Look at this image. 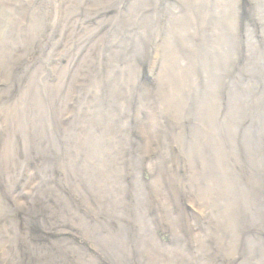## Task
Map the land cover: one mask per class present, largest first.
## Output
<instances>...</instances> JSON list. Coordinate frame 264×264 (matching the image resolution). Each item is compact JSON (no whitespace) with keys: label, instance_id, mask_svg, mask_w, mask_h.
Listing matches in <instances>:
<instances>
[{"label":"rangeland","instance_id":"374dc122","mask_svg":"<svg viewBox=\"0 0 264 264\" xmlns=\"http://www.w3.org/2000/svg\"><path fill=\"white\" fill-rule=\"evenodd\" d=\"M0 188L37 264H264V0H0Z\"/></svg>","mask_w":264,"mask_h":264},{"label":"bare ground","instance_id":"6f19581e","mask_svg":"<svg viewBox=\"0 0 264 264\" xmlns=\"http://www.w3.org/2000/svg\"><path fill=\"white\" fill-rule=\"evenodd\" d=\"M97 13L94 17L97 16ZM2 191L0 190V218L1 223L3 224L2 226H0V264H37V262L30 254L28 247L25 246L23 239L13 234L14 229H19L17 225H21V223L23 225L27 220L26 218H22L23 220H21V218L20 220L16 218V212H14L13 206H11V204H9V202L7 201L8 196L2 193ZM14 202H17V199L14 200ZM19 204L22 205V203H18V205ZM25 225V230H27L32 238L34 236L38 237V234H42V230H40L39 228L28 226L27 224ZM20 242H23L24 245L19 244Z\"/></svg>","mask_w":264,"mask_h":264}]
</instances>
